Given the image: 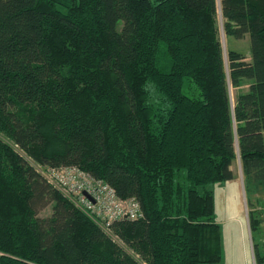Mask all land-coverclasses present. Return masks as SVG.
Here are the masks:
<instances>
[{
    "label": "trees",
    "instance_id": "trees-1",
    "mask_svg": "<svg viewBox=\"0 0 264 264\" xmlns=\"http://www.w3.org/2000/svg\"><path fill=\"white\" fill-rule=\"evenodd\" d=\"M221 14L250 62L226 61L217 0H0V264H222L212 187L240 157L264 188V0ZM16 147L136 199L143 218L112 228L134 254Z\"/></svg>",
    "mask_w": 264,
    "mask_h": 264
},
{
    "label": "rangeland",
    "instance_id": "rangeland-1",
    "mask_svg": "<svg viewBox=\"0 0 264 264\" xmlns=\"http://www.w3.org/2000/svg\"><path fill=\"white\" fill-rule=\"evenodd\" d=\"M221 2H222V0H217V3H218L217 24H218L220 39H221L222 43L224 44L225 51L227 52L225 54L226 61H227L228 49H230V50L233 49V50L241 53L242 55H244L247 58L246 61L250 62L251 61V58H250V48H251L250 38L247 36L245 39L239 40V41L231 40V39L227 40V38H226L225 32L223 30V18H222V14H221ZM249 88H250V83L245 82L241 88V92L246 93L249 91ZM236 94H238V92L236 90L232 89L231 90V97H232V100L234 102H235ZM1 136H3V135H1ZM5 139L9 143L13 144V142L9 141L7 138H5ZM16 150L24 158H26L28 161H30L33 165L36 164L27 156L26 153L21 151L18 147H16ZM36 166H38V165H35V167ZM40 168L42 169V171L45 174H47L48 168L38 166V170ZM232 169L235 173V179L233 182H228V183H225L223 185H216V186L212 187L213 191H214L216 203L220 207L221 214L223 215L221 217L222 220H220V225H223V227L221 226L222 229L225 228L230 222H233L232 219H234V217L237 216V213L233 210H230L229 214L227 213V210H224V208L230 207V204L228 202L229 200L232 202L233 206L237 209V211L241 207L243 219L245 218V228H246V235H247L248 252L246 250L244 251L243 245L241 244V242H239V244L241 245V249H240V253L237 254V257L239 256V261H240L239 264H245V258L243 257V255H246L247 264H250V260L253 256L252 264L253 263L257 264L256 255L254 252L255 251L254 250L255 244H258L259 249H260L262 255L264 256V218L262 216L263 211H264V188L263 187H260V188L256 187L255 188L254 185H247L245 183V177H244V173L242 170L240 157H237V159L234 161ZM39 173H40V171H39ZM53 181H54V184L58 187L57 188L58 191L60 190L63 194L70 196L71 188L74 184V179L72 178V176H68L65 172H58L55 174ZM85 196L87 197V193H85ZM230 213L233 215H231ZM250 214H255V216L261 221V225L259 227L260 229H258V232L252 233V231H251ZM51 215H52V206L47 207L46 209L42 210L39 213V217H41V218L50 217ZM249 225H250V229H249ZM232 226L234 227V234H233V241H234V238L236 237L238 230L240 229V224H233ZM237 228H238V230H237ZM112 232L113 231L110 230V231H107L106 233L109 234V236L117 243V245L119 247L121 246L128 253L134 254V252L130 248H127L126 244L121 242L116 236H114V234ZM250 244L252 245L253 249H251L252 247L250 246ZM224 247H225V253H226V251H228L226 240L224 242ZM248 253H249V255H247ZM241 260H243L242 263H241ZM224 264H227L226 261L224 262Z\"/></svg>",
    "mask_w": 264,
    "mask_h": 264
},
{
    "label": "built area",
    "instance_id": "built-area-1",
    "mask_svg": "<svg viewBox=\"0 0 264 264\" xmlns=\"http://www.w3.org/2000/svg\"><path fill=\"white\" fill-rule=\"evenodd\" d=\"M39 171L46 181L56 189L58 187L53 181L56 173L65 172L68 176H72L74 184L70 196L59 191L106 232L112 231L113 226L122 221L143 218L141 206L136 199H121L113 187L79 168H48L47 174L41 168ZM85 193H87V197ZM262 216L264 218V211Z\"/></svg>",
    "mask_w": 264,
    "mask_h": 264
},
{
    "label": "crops",
    "instance_id": "crops-1",
    "mask_svg": "<svg viewBox=\"0 0 264 264\" xmlns=\"http://www.w3.org/2000/svg\"><path fill=\"white\" fill-rule=\"evenodd\" d=\"M231 182H233V181H231ZM228 202L230 204V207H226V208H224V210H227L228 214H229L230 210H233L237 213V216L234 215L235 217H234V219H232L233 222H230L225 228H223V240H224V242L226 240L227 249H228V251H226V253H225V247H224V260L223 261L224 262L226 261L227 264H239V262H240L239 256L237 257V254L240 253V249H241V245L239 244V242H241V244L243 245L244 251L246 250L248 252L247 235H246V228H245V218L243 219L241 207L237 211V209L233 206L232 202L230 200ZM216 205H217V203H216ZM216 214H217V222L220 224V220H222L221 217L223 215L221 214V210H220V207L218 205H217ZM231 215H233V214H231ZM233 224H240V229L238 230V228H237L238 233H237L236 237L234 238V241H233L234 227L232 226ZM221 226L223 227V225H221ZM249 229H250V225H249ZM255 245H258V244H255ZM250 246L252 247L251 244H250ZM251 249H253V247ZM247 255H249V253ZM243 257L245 258V264H247L246 255H243ZM242 261L243 260H241V263H242ZM224 262H222V263L224 264ZM252 262H253V256L250 260V264H252Z\"/></svg>",
    "mask_w": 264,
    "mask_h": 264
}]
</instances>
